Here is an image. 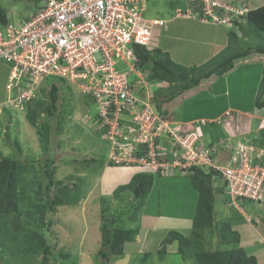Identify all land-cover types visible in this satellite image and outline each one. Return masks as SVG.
<instances>
[{"label": "rangeland", "instance_id": "1", "mask_svg": "<svg viewBox=\"0 0 264 264\" xmlns=\"http://www.w3.org/2000/svg\"><path fill=\"white\" fill-rule=\"evenodd\" d=\"M43 1L45 0H0L1 5L8 13L10 23L16 26L21 25L20 23L37 12V9ZM199 1L149 0L146 16L159 17L167 21L172 17L177 18L175 15L178 14V9H180V12L184 14L185 11L190 9L192 6V11H186L187 13H190L188 16L195 15V20L198 22L201 20L207 23H214L212 21H204L203 18L205 16L203 17V11L198 10L200 6ZM213 1H217V3L221 5L231 4L235 9L242 11L245 13L244 15H247L248 12L255 7L259 0ZM226 14L231 16L233 15L231 11L228 10H226ZM178 21L179 18L176 20L177 24L180 23ZM188 23L191 22L189 21ZM242 23H245V21ZM198 25L199 24L193 28V31L196 33H202L206 36H209L211 33H213L214 36H219L225 40L228 37V31L235 30L240 37H245L241 30L233 26L231 23L226 25L222 24L219 27L216 26L219 24H211L212 26L210 25L205 27ZM162 29L164 28L156 29L155 31V40L153 43L154 48L157 46L159 47V43L164 37L161 36ZM174 35L175 33H172L170 36H168L166 38V41L168 42L165 44V47L168 48L173 55L174 58H172V60L174 62L189 68L195 67V65H203L197 64L206 58H210V60L213 59L211 55L214 53V51L207 55L203 54L201 50V43L198 41V39H202L200 36L192 38L194 43L190 45V57H182V54H185L187 50V44H185L182 40L179 41V45L173 42L172 40ZM184 35H186V33ZM164 41L165 40L163 39L162 42ZM244 41H249V43L254 46L264 45V33L259 37L252 35ZM165 47H160V49L163 51L168 50ZM177 53H180L181 57H178ZM217 55L218 54H216V56ZM256 56L264 58V54L252 53L245 57L246 59L242 58L236 60L235 62L239 63L240 61L244 60L253 62L252 57L255 58ZM250 64V66H245V68L241 67L243 64H239V66H237L238 70L234 72L229 82L231 93L230 96L224 93V88L226 90L224 78L218 79L215 86H213V82L210 83L203 81L202 83L205 84L202 86V88H200V85H198L197 87L192 88L193 90L190 89L192 91L190 92L191 95L189 97H178L169 104H166L165 109L167 108V110H170L169 112L167 111V113H170L171 115L173 112H181L182 110H179V106L182 105L183 101L189 100L194 101V105L191 104V107L190 105L188 107V111L190 113L193 111L199 117L206 116L208 118H216V115L221 114L224 112V110H226V108H229V103L238 106L241 105L242 101H246L247 103L248 98L254 93L255 96L260 93L262 78L259 77V73L257 74L258 69H261L262 76L264 74V66L260 67L257 65L254 67L253 63ZM11 67V64L0 61V156L16 157L17 148L14 147L13 144L14 139L17 138L20 141V148L22 149L19 150V152L21 151V154L24 157L35 158L36 160H44L46 158V153L42 150L38 141V132L36 128L31 127L28 123V120L26 119L27 111H18L14 108L15 104L10 103V97L12 96L10 95L8 97L7 87L11 74ZM133 78H135V76H133ZM55 82L60 87L61 95L59 104L60 112L58 114L59 116L56 120H54L53 126L54 135L57 136L55 139V153L58 156L57 178L58 181L61 180L63 183H67V185H69L71 188H73L74 184L78 181H81L82 185L80 189L81 200L79 201L78 205L61 206L57 208L55 213L51 214L50 216L54 223L48 233L50 239L49 242L54 245L55 256L58 260L56 263L52 261V264H60L64 262L61 261L62 258H58L57 251L59 252V250H64L65 252H69L71 254V258L68 261H65L67 264H101L98 263L100 260L97 257V252L101 248V227L103 225L101 215L102 213L108 211V214L113 216L116 211L123 207V204L134 198L132 193L126 192L123 194V202H121V200H117L114 196L116 189L122 185L128 184L134 175L139 172H153L156 173V176L164 175V173L167 176L171 175L170 178L166 179L173 181L163 182L161 181L163 180L161 178L156 179L155 187L149 195V200L147 202L148 204L144 206V212L139 213L140 231L142 233H140L135 243L127 244V254L124 256V258L112 263L135 264L136 258H138V256L147 251L153 250L152 247H156V245L158 246L160 243V234H156L154 237L151 235V230L156 229V220L153 218L155 213L158 214V212H161L163 215L165 214V216H192V212L195 210L197 192H195L191 187L189 177L182 176L183 174L187 175L188 173V170L184 166V163H187L188 161L183 157V155H185L186 152H189L190 156H192L193 151H195V154L192 156L191 160L197 159V151L205 153L208 145H211V148L216 151L214 152V158H216L222 165H225L229 163V160L231 159V156L227 154L229 149H232V152H235L237 148H240L238 142H244V139L251 134L248 133L243 136L238 134V131H240V125L236 124L235 127L239 128L236 130L232 125V121L229 123L230 126H227L226 123L223 124V120L227 118L226 116H222L215 121H202V119H199L201 124H197L198 121H195L193 124H191V122H184L185 125L183 126L180 124V122H175L176 115L174 113V115L172 114L171 116L173 118H170L167 114V116H164V118L170 122L167 123L172 132L165 134L159 133L157 137H152L153 139L149 140L155 142L158 139L160 149L157 153V157L159 155L160 158L165 157L163 154H160V152L171 153L173 160H171L170 163L163 165L165 171L163 173L161 172L163 169L160 171L159 168L162 166L156 163V159L154 160L155 163H148L145 160L138 159L136 162H129V160L123 163L121 162L120 165H116L111 163V154L116 158L120 156H116L117 153L120 154L118 148L115 147L117 143H120V140L115 139V124H113V127H111L109 130L105 126L110 124H103L102 121L97 122L95 118V104L93 103V98L91 96L92 94H85L81 90H78L75 86L71 85L69 82H64L60 79H56ZM151 82L154 83V89L152 87V90L158 89L159 86L165 88L168 86L167 84L159 85L157 82ZM206 83L210 84L206 85ZM49 84L50 83L48 82L43 83L42 90L40 89L38 91V96L40 99H49ZM134 84H137L136 80H134ZM210 86L213 90L210 89ZM201 89H204L205 92H202L200 96L199 92H201ZM16 95L18 96L19 93H16ZM183 109L185 111V107H183ZM233 115L234 114L231 113L230 116H228V119L233 120L232 117H234L233 121H238L237 118H235L236 116ZM9 116H12V122L8 128L7 119ZM261 117L264 119V111L262 112ZM212 122L220 123L226 135L220 133L219 131L215 133L211 132V136L207 135L204 131L205 126L203 127V125ZM256 124L257 123H255V125ZM179 125L182 129L180 132L182 135H184V137H181L180 134H178V137H174L173 133L175 132V129H179ZM194 130L197 131L195 132ZM6 132L11 136L10 142L9 139L6 138ZM229 134L232 136L233 134L234 136H237L238 141L232 142V137L226 139V136H229ZM222 135H224V137H222ZM253 140H255V138H253ZM122 144H124V146L128 145L126 142H123ZM211 148L208 149L212 150ZM226 148L228 150H226L227 153H223V150ZM254 148L257 153L260 151V154H263L261 151L264 149L259 147ZM152 155H154V152ZM91 159H96L98 162L103 161L104 164L103 167L96 173L90 174L85 171L84 166L80 163L87 165V162L91 161ZM176 160H178L177 163L175 162ZM180 160L181 163H179ZM138 162L141 164V166L137 164ZM95 165L96 163L90 162V166ZM214 181L215 184L223 182L227 183L225 180L217 179L216 177L214 178ZM52 190L55 191L54 188ZM31 196L36 198V196L33 194ZM232 200L227 198V195H225L224 192L218 194L216 201V222L219 225L218 228L220 229L219 223H221L224 218L229 217L230 219H235L241 217L242 222L240 221L239 223H234L233 227V229L238 230L239 232L241 231L240 234L242 233L240 246L243 247L249 254L256 256L259 264H264V242L260 240L261 237L259 236L258 244H256V238L252 239L251 237L253 236L250 237L248 234H246L247 230L245 225L248 224L247 227H252V225L259 227L262 226L264 229V204L262 203L258 205L256 202L252 201H248L246 204L242 202L245 204L244 208L240 203ZM38 203L44 204L45 201L42 202L38 200ZM250 206H256L257 209L261 210L251 209ZM21 207L24 210H36L28 201H23L21 203ZM35 216L38 217L37 215ZM253 216L257 217V223L251 219ZM249 219H251L250 222L252 225L249 224ZM26 220H28L27 216H22L20 218L18 213L9 218L8 221L9 225L11 226L9 228L12 230V232L10 231L9 234L20 236L24 233L34 230V228L29 227ZM164 221L166 222V220ZM129 225L132 226L131 224ZM37 226L40 227V224ZM178 227L171 229L172 231L174 230L183 233L188 231H185L184 228ZM37 230L42 229L37 228ZM210 234L213 238H211V244L214 246L220 241L219 233L216 231ZM168 249L169 253L165 260L160 261L156 254H152L145 264H194L193 260H182L179 255L175 254V245L170 246ZM39 260L40 258L30 260L28 257H23V260H21L16 257H10L9 252H6L5 255H0V264H39Z\"/></svg>", "mask_w": 264, "mask_h": 264}, {"label": "trees", "instance_id": "2", "mask_svg": "<svg viewBox=\"0 0 264 264\" xmlns=\"http://www.w3.org/2000/svg\"><path fill=\"white\" fill-rule=\"evenodd\" d=\"M201 7H203L202 4L198 8L199 11H203ZM244 21L245 23H242ZM9 22L8 13L0 2V26H6ZM233 26L239 28L245 37H240L235 30H230L228 46L219 55L200 66L187 68L180 65L172 60L168 52L158 47L152 50L139 46L136 48L138 68L147 72L151 81L157 82L159 85H168L166 88L159 86L158 89L153 90L152 104L159 115L167 116L168 110L165 109V105L187 90L197 87L212 76L222 77L231 71L236 60L245 58L252 53L264 54V45L254 46L249 41H244L252 35L259 37L264 33V5L251 9L247 15L236 18L233 21ZM151 86L154 89V83ZM48 94V100L38 99L28 104L26 113L29 125L36 128L38 132V141L46 153V158L36 160L24 157L21 151L19 152L22 149L17 138L14 139L13 144L17 148L16 157L0 156V255L9 252L10 257L21 260L23 257H28L30 260L40 258L39 264L58 262L55 256V247L49 242L48 233L54 223L50 216L61 206L78 205L81 200L82 185L81 181H78L71 188L67 183L58 181V156L55 153L57 136L54 135L53 126L54 120L59 116L61 95L60 87L56 82L49 84ZM255 107L264 108V74L260 93L255 99ZM95 118L97 122L102 120L97 115L96 109ZM7 120L9 128L12 116H9ZM120 123L124 125L125 122L120 120ZM193 123L191 122V124ZM203 127L207 135L211 136V132L217 131L226 135L220 123H206ZM124 133L128 134L127 130ZM6 138L9 139V142L11 141V136L7 132ZM244 142H250L256 147L264 149V130L260 131L259 136L249 135L244 139ZM160 154L165 157L160 158L159 155L156 160L157 164L162 166L159 169L160 171L163 169L161 171L163 173L165 171L163 165L170 163L173 159L171 153L160 152ZM142 155L141 152L138 153L139 157ZM212 159L215 165H221L214 158V154ZM90 162H94L96 165L90 166ZM254 163L262 166V162L259 163L257 157ZM80 164L84 166L85 171L91 174L101 169L104 162L91 159L87 165ZM186 169L188 170L187 175L183 174L182 176L189 177L191 187L197 192L191 230L186 233L171 230L163 234L159 238V245L138 256L136 263L145 264L152 254H156L160 261H163L168 256V248L175 245L174 253L179 255L182 260H193L194 264H259L256 256L249 254L240 246L241 234L238 230L233 229L234 223L242 222L241 217L224 218L219 223L220 229L218 228L216 201L218 194L224 192L226 184L225 182L215 184L214 178L221 179V172L206 164H192ZM170 177L171 175L167 176L165 173L156 176V173L153 172H139L128 184L116 189L114 196L117 200L123 202V194L126 192L132 193L134 198L123 204V207L113 216L109 215L108 211L102 213L103 225L101 227V248L97 252V257L100 260L98 263L112 264L124 258L127 254V244L136 242L141 233L139 213L144 212V206L148 204L149 195L155 187L156 179L161 178L163 182L173 181L166 179ZM53 188L55 191L52 190ZM32 194L36 198L31 196ZM38 200L45 201V203L39 204ZM23 201H28L36 210L22 209ZM245 204L241 205L245 208ZM250 207L254 208L255 206ZM17 213L20 218L27 216V224L34 230L20 236L10 235L12 230L9 228L11 226L8 220ZM39 224L40 227L37 226ZM37 228L42 230H37ZM216 231L219 233L220 241L213 246L211 244L213 238L210 233ZM57 254L58 258H62L61 261H64L60 264H67L65 261L71 258V254L64 250L57 251Z\"/></svg>", "mask_w": 264, "mask_h": 264}, {"label": "built area", "instance_id": "3", "mask_svg": "<svg viewBox=\"0 0 264 264\" xmlns=\"http://www.w3.org/2000/svg\"><path fill=\"white\" fill-rule=\"evenodd\" d=\"M148 1L45 0L36 14L21 25L1 26L0 61L12 65L7 87L8 97L12 96L10 103L18 111H27L26 101L40 99L38 91L43 83L51 84L56 79L69 82L98 101V115L103 124H110L106 125L109 130L115 124V139L120 140L115 146L120 152L116 156H120L111 154L114 163L120 165L138 159L155 163L160 145L158 139L149 140L172 130L168 127L170 122L154 111L150 102L152 82L137 64L136 48L152 50L156 29L167 27V21L146 16ZM199 2L203 5L204 21L229 24L245 14L231 4ZM226 10L233 15L226 14ZM177 11L181 13L180 9ZM133 76L139 78L137 84L132 83ZM120 120L125 122L123 128ZM173 134L184 137L179 129ZM212 150L197 151V159L192 160L195 151L192 156L186 152L183 157L188 162L184 166L206 164L218 169L234 201L263 199L264 169L254 163L252 146L240 144L225 165L213 163L212 155L216 151ZM139 152L142 157L138 156Z\"/></svg>", "mask_w": 264, "mask_h": 264}, {"label": "crops", "instance_id": "4", "mask_svg": "<svg viewBox=\"0 0 264 264\" xmlns=\"http://www.w3.org/2000/svg\"><path fill=\"white\" fill-rule=\"evenodd\" d=\"M257 3L253 9L259 8L262 5H264V0H259ZM192 10H193V7L191 6V8L187 9L186 11H192ZM186 11L184 14L180 13V14L175 15V16H177V18H179V21H178V22H180L179 24L176 23L177 18L172 17L170 20H167V27L162 29V34H161V36H164L163 39L165 41L162 42V40H163L162 39L161 42L159 43V47L158 46L157 47L158 48L165 47V44L168 42V41H166V38L168 36H170L172 33H175L172 41L179 45V41L182 40L185 44H187V50H186L185 54H182V57L185 56V57L189 58L190 57L189 56V50L191 49L190 45H192L194 43L192 38L200 36L202 39H200V40L198 39V41H200V43H201V50H202L203 54L207 55V54H210L214 51V53L211 55L213 58L216 57V54L219 55L227 47L228 39H229L228 37L225 40H223V38H221L219 36H214L213 33H211L209 36H206L202 33H196L195 31H193V28L195 26H197V24H199L198 26L205 27V26H210L211 24H218V23H207V22H202L201 20L198 22L195 20L196 18L194 16L185 15L187 13ZM147 17L148 18H159V17H149V16H147ZM188 20L192 24L188 23L189 22ZM196 22H198V23H196ZM221 25L222 24H219L216 26L219 27ZM185 33H186V35H184ZM166 49H168V48H166ZM168 50H165V51H168ZM168 52L170 54V57L174 58L173 55L171 54L170 50ZM177 54H178V57H181L180 53H177ZM243 59H246V58H243ZM252 59H253V62H248L247 60L240 61L239 63L234 62V68L231 71H229L228 73H226L225 75H223L222 77L212 76L211 78L204 80V81L210 82V83L213 82V86H215L217 84L218 79L224 78L225 79V86H226V90L224 88V93L228 94V96H230L231 93H230L229 82H230V79L233 76L234 72H236V70H238L237 66H239V64H243L241 67H244V68H245V66H250L251 65L250 63H253L254 67H256L257 65H259L260 67L264 66V58H260V57L256 56L255 58L252 57ZM207 60H210V58H206L205 60L201 61L197 65L205 64L206 62H208ZM258 73H259V77L262 78L261 69L260 70L258 69L257 74ZM210 83H206V85L210 84ZM204 84L205 83L200 84V88H202V86ZM210 89H212L211 86H210ZM192 90H187L186 92H184L183 94H181L178 97H189L191 95L190 92ZM202 92H205V90L201 89V92H199L200 96H201ZM256 96L254 93L251 97L248 98L247 103H246V101H242L240 106L232 105L231 103H229L230 104V105H228L229 108L228 109L226 108V110H224V112H222L221 114L216 115L217 116L216 118H208L206 116L199 117L193 111H192V113H190L188 111V107H189V105L191 107V104L194 105V101H189V100L187 101L186 100V101L182 102L181 106H179L180 107L179 110H182L181 112H173L176 115V118H175L176 121L175 122H180V124L182 125V124H184V122L190 123V122L199 121V119H202V121H205L206 119L208 121H215V120H218V118H220L222 116H226L227 118H225V120H223L224 121L223 124L226 123L227 126L228 125L230 126V124H229V123H231L230 121H232V125L234 127L236 126V124H239L240 129L236 128V127H235V129L240 130V131H238V134H241V136L243 134H248V133H251L250 136H256V135L259 136L260 131L264 130V119H262V117H261L262 112L264 111V108L258 109L255 107ZM252 101H253V103H252ZM183 107H185V111H184ZM166 110H167V108H166ZM169 111L170 110L168 109V112ZM231 113L234 114L233 116H236L235 118H237L238 121H233L234 117H232L233 120L228 119V116H230ZM172 114L170 115V113H169L168 116L170 118H173V117H171ZM255 123H257V124L255 125ZM236 135H237V133H236ZM231 137H232V139H231L232 142L238 141L237 136H234V134H233V136L230 134H229V136L227 135L226 139H229ZM226 150H227V148L223 150V153H227ZM227 154H229V156H231L232 155V149H229ZM251 209L261 210V209H257L256 206L254 208H251ZM194 211L192 212L193 213L192 216H187V215H185V216L184 215H173V216L168 215V216H165V214L163 215L161 212H158V214L155 213L153 218L156 220V229L151 230L152 231L151 235H153V237H154L156 234H160V237H161L163 234H166L169 231H171L172 230L171 228L178 227V226L181 228H184L185 231L191 230V228H192V217L194 215ZM147 216H150V215H147ZM251 219H253L255 222L257 221L256 216H253ZM251 219H249V222L251 221ZM164 220H166V222ZM249 224L252 225L251 222ZM245 225H246V230H247L246 234H248L250 237L253 236V237H251L252 239L256 238V240H257V241H255L256 244H258V237L259 236L261 237L260 240H262L264 242V229L262 228V226L259 227V226L252 225V227H249V226L247 227L248 224H245Z\"/></svg>", "mask_w": 264, "mask_h": 264}, {"label": "clouds", "instance_id": "5", "mask_svg": "<svg viewBox=\"0 0 264 264\" xmlns=\"http://www.w3.org/2000/svg\"><path fill=\"white\" fill-rule=\"evenodd\" d=\"M235 20V19H234ZM233 20V21H234ZM233 21L231 22V24H233ZM226 25V24H225ZM154 47V46H153ZM154 49V48H153ZM205 121H208V120H205ZM201 121H198V124H201L200 123ZM180 126V125H179ZM178 126V128H179V131H181V128ZM197 130H195V132H196ZM243 135H245V134H243ZM242 135V136H243ZM202 141V140H201ZM239 143V145L240 144H245V145H248V146H252L253 147V149H254V154H255V156L257 157V156H259L260 155V151H258V153L255 151V148L254 147H256L255 145H253V144H251L250 142H238ZM208 148H211V145H208ZM261 152H263V154H261V158H259L258 159V162L260 163V162H262V160L264 159V150L263 151H261ZM111 163H114L113 161H111ZM114 164H116V163H114ZM116 165H118V164H116ZM222 165V164H221ZM222 177V176H221ZM222 179V178H221ZM222 181V180H221ZM226 184V188L224 189V193H225V195H227V198H229V199H231L232 200V197H231V195H229L228 194V188H227V183H225ZM263 199H264V197H263ZM233 201V200H232ZM248 201H252V202H256L258 205H260V204H264V202H261V201H259V200H248V199H244L243 201L242 200H238L237 202L238 203H240V204H242V202H244V203H246V202H248Z\"/></svg>", "mask_w": 264, "mask_h": 264}, {"label": "bare ground", "instance_id": "6", "mask_svg": "<svg viewBox=\"0 0 264 264\" xmlns=\"http://www.w3.org/2000/svg\"><path fill=\"white\" fill-rule=\"evenodd\" d=\"M40 8V7H39ZM34 14H36V12L34 13ZM203 22V21H202ZM10 23V22H9ZM11 26H14V24L13 25H11ZM1 27V26H0ZM90 30H92V29H90ZM94 30V29H93ZM97 30V29H96ZM98 31V30H97ZM143 78H145V77H143ZM149 78V77H148ZM133 80V82L132 83H134V80H136V82H137V80H139V78L138 77H135V78H133L132 79ZM150 80V79H149ZM151 81V80H150ZM118 88H120V89H125L124 87H121V86H117ZM151 90H152V86H151ZM137 91L138 92H140V90H138L137 89ZM135 92V91H134ZM152 92H153V90H152ZM153 95H154V93H153ZM152 99H150V102L152 103V101H153V99H154V97L152 96L151 97ZM98 101L97 100H94L93 99V103L95 104V109H96V113H97V115H98V111H97V106H96V103H97ZM32 103V101H26V104H31ZM152 107H153V109H154V111H155V108H154V106H153V104H152ZM156 112V111H155ZM157 113V112H156ZM157 115L158 116H160L161 118H163L164 120H166L163 116H161V115H159L158 113H157ZM99 116V115H98ZM167 121V120H166ZM169 122V121H168ZM263 169H264V160H262V166H261ZM262 171H264V170H262ZM264 173V172H263ZM261 190L264 192V185H263V187L261 188ZM259 201H261V202H263L264 200L263 199H259Z\"/></svg>", "mask_w": 264, "mask_h": 264}]
</instances>
